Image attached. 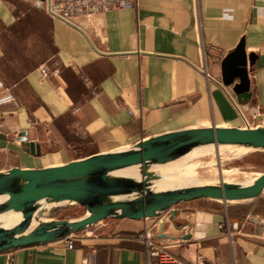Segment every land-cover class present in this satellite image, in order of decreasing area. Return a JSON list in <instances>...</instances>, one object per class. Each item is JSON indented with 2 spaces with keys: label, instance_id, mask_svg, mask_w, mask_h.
<instances>
[{
  "label": "crops",
  "instance_id": "1",
  "mask_svg": "<svg viewBox=\"0 0 264 264\" xmlns=\"http://www.w3.org/2000/svg\"><path fill=\"white\" fill-rule=\"evenodd\" d=\"M74 22L49 17L35 0H0V171L61 165L187 128L244 127L253 115L252 126L264 124V0H137ZM241 40L253 57L246 102L221 73ZM23 137L39 155L25 151ZM216 202L174 206L179 229L169 220L162 228L173 239L158 238L161 218L110 219L71 248L62 238L11 249L0 264H84L87 254L94 264H145L136 235L146 224L187 264H264L262 202L244 214V205Z\"/></svg>",
  "mask_w": 264,
  "mask_h": 264
},
{
  "label": "water",
  "instance_id": "2",
  "mask_svg": "<svg viewBox=\"0 0 264 264\" xmlns=\"http://www.w3.org/2000/svg\"><path fill=\"white\" fill-rule=\"evenodd\" d=\"M253 66L244 42L221 62L222 83L232 85L238 101L250 93L248 69ZM237 80V82H235ZM25 151L39 155V146L22 138ZM235 146L264 152V124L187 128L145 138L117 150L95 153L65 164L43 168L12 167L0 171V252L49 243L79 233L104 220L161 218L158 238L166 220L175 229L174 206L197 199L247 205L264 191V172L243 181L178 183L174 163L195 149ZM85 209L78 218L57 219L64 204Z\"/></svg>",
  "mask_w": 264,
  "mask_h": 264
},
{
  "label": "rangeland",
  "instance_id": "3",
  "mask_svg": "<svg viewBox=\"0 0 264 264\" xmlns=\"http://www.w3.org/2000/svg\"><path fill=\"white\" fill-rule=\"evenodd\" d=\"M242 149H237L231 146H221L218 148L210 147V149L192 154L189 153L185 157L176 161L173 173L180 178L176 180L178 183L184 182H209L217 180L243 182L247 181L256 175L264 172V164H255L257 162L264 163V157H259L250 154L251 151L243 153ZM246 155L245 159H240V156ZM248 155V156H247ZM249 165L252 170L240 169L241 164ZM242 164V165H243ZM187 176H190L189 179ZM259 201H254L251 204L259 203L264 209V191ZM264 211V210H263ZM85 214V209L77 204H64L53 214L57 219L78 218ZM108 220L102 221L105 224Z\"/></svg>",
  "mask_w": 264,
  "mask_h": 264
},
{
  "label": "built area",
  "instance_id": "4",
  "mask_svg": "<svg viewBox=\"0 0 264 264\" xmlns=\"http://www.w3.org/2000/svg\"><path fill=\"white\" fill-rule=\"evenodd\" d=\"M36 5L41 8L49 17L58 19L70 25H75L77 17H92L98 13L108 10L129 9L136 7L137 0H35ZM256 121V115L246 120V126ZM146 220V219H145ZM99 224V223H98ZM156 224L145 225L136 235L145 248V264H187L185 261L169 253L165 246L156 238L153 228ZM97 225L79 233H72L65 236L62 240L68 248L73 247L75 239L87 236H94ZM237 229V225H233ZM84 264H94L91 254H87Z\"/></svg>",
  "mask_w": 264,
  "mask_h": 264
},
{
  "label": "trees",
  "instance_id": "5",
  "mask_svg": "<svg viewBox=\"0 0 264 264\" xmlns=\"http://www.w3.org/2000/svg\"><path fill=\"white\" fill-rule=\"evenodd\" d=\"M250 154H253V155H256V156H259L260 158L261 157H264V152H250ZM248 156V155H247ZM246 158V155H243V156H240V159H245ZM264 164V163H261V162H257V163H255V164ZM243 164V163H242ZM238 165V166H240V169H243V170H248V171H250V170H252V168H250L249 167V165H246V164H243V165ZM211 202H213L214 204H216L217 202L216 201H211ZM250 207L251 206H241V207H238L237 209L239 210V211H241V213L242 214H244L248 209H250Z\"/></svg>",
  "mask_w": 264,
  "mask_h": 264
},
{
  "label": "bare ground",
  "instance_id": "6",
  "mask_svg": "<svg viewBox=\"0 0 264 264\" xmlns=\"http://www.w3.org/2000/svg\"><path fill=\"white\" fill-rule=\"evenodd\" d=\"M210 147H212V146L201 147V148L195 149V151H193V152H191V153H192V154L201 153V152H204V151L210 149ZM238 148L242 149L244 152H247V150H246L245 148H242V147H238ZM187 177H188L189 179H191L190 176H187ZM189 181H190V180H189ZM224 181H225V180H224Z\"/></svg>",
  "mask_w": 264,
  "mask_h": 264
}]
</instances>
